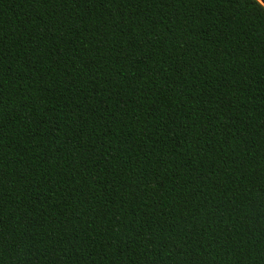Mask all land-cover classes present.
Listing matches in <instances>:
<instances>
[{
  "label": "trees",
  "instance_id": "trees-1",
  "mask_svg": "<svg viewBox=\"0 0 264 264\" xmlns=\"http://www.w3.org/2000/svg\"><path fill=\"white\" fill-rule=\"evenodd\" d=\"M0 264H264V0H0Z\"/></svg>",
  "mask_w": 264,
  "mask_h": 264
}]
</instances>
